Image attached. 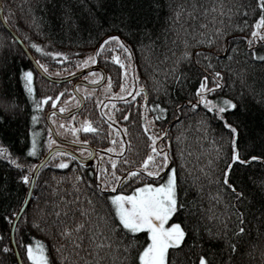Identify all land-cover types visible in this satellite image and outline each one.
<instances>
[{"label": "snow or ice", "instance_id": "6c2138e0", "mask_svg": "<svg viewBox=\"0 0 264 264\" xmlns=\"http://www.w3.org/2000/svg\"><path fill=\"white\" fill-rule=\"evenodd\" d=\"M57 2L61 31L94 28L100 36L75 68L96 64L101 56L118 65V98L129 111L109 101L111 114L101 111L109 129L104 136L86 117L74 124L70 112L67 125H57L64 131L49 128L38 145L28 123L38 121L47 103L45 118L57 124L53 117L66 112L79 85L66 89L73 95L57 109L64 91L37 96L34 70L9 61L17 37L9 31L0 39V50H7L0 75L23 88L20 98H0V128L21 115L28 121L26 134L18 136L19 154L0 143V162L9 173L7 182L0 180V221L6 225L0 229V264H264V179L250 184L245 177L253 164L264 166V0H79L82 19L71 0ZM14 15L0 0V21L7 25ZM31 47L44 52L34 41ZM137 52L157 79L159 102L149 103L135 72ZM46 55L70 58L57 50ZM34 63L52 75L46 63ZM103 79L98 74L92 83ZM74 102L78 108L82 100ZM132 106L140 115L142 147L129 131ZM81 131L97 134L107 146L97 151L79 138ZM65 133L79 156L56 146L61 141L54 136ZM40 147L47 149V160L32 163L28 158L37 157ZM88 158L96 167L86 166ZM41 167L70 171L44 180L47 195H41Z\"/></svg>", "mask_w": 264, "mask_h": 264}, {"label": "trees", "instance_id": "16d2710c", "mask_svg": "<svg viewBox=\"0 0 264 264\" xmlns=\"http://www.w3.org/2000/svg\"><path fill=\"white\" fill-rule=\"evenodd\" d=\"M95 2V0H93ZM4 9H7L9 6L13 7V12L15 15L9 19L8 25L10 28L17 34L24 45L27 46L28 50H30L31 54L34 56L35 60H40L43 63L48 65V72L52 73L50 77L63 78L64 76H68L64 72V68L67 69L68 73L73 74L75 71L79 70L75 68L76 62L81 59L83 56L90 54L97 46L98 40L100 39L97 31L93 29H87L84 31H76L75 29L65 28L63 31L60 30V19L59 13L62 7V3H58L57 0H2ZM71 3L75 5L74 11H76L77 15L82 19L84 16V12L79 10V0H71ZM44 4L43 8L38 7V5ZM29 5H31L32 13L35 17V22L30 20V10ZM23 9V12H21ZM39 25V27H37ZM45 34L43 36L40 35L41 32ZM9 32L5 29L3 24L0 22V39L4 37H8ZM28 37L29 39H24V37ZM51 40L52 44L49 45L48 41ZM36 42L41 44L44 47V52H37L35 49L31 47V42ZM243 47V45L241 46ZM22 48L20 45L16 44L15 50L9 54L10 63L15 64L16 66L31 68L34 70V86L36 89L37 96H54L55 93L64 91V95L61 97V100L57 101V109L60 105H63V102L67 100L69 95H73L66 91V89L72 88V83L74 80H67L63 82H51L40 76L34 67L28 61L26 55L23 57L20 55ZM52 50L62 51L70 54V58L68 61H63L62 57L56 58L54 61L50 56L46 55L47 52ZM7 50H0V61L3 60L5 52ZM24 53V52H23ZM14 57V60H13ZM57 61H61V63H57ZM97 63L102 67L106 74L105 81L96 88L87 87L84 85H80V88L87 87L90 88L91 92L89 96H85V92H80V94L84 97V101L82 104V108L75 112V120L74 124L79 125V123L83 120V118H88L89 120L94 122V126L101 127L103 132L99 133L100 136H104L108 131V127L106 123H102L101 121V111H107L111 114V109L113 107V103H109V101L114 102L115 107L122 111H129V105L124 104L119 98L113 97L111 94H120V68L118 65L114 64L112 61H105L103 57L97 59ZM134 68L136 74L139 75V81L147 90L149 103H151L154 99L159 102L158 97L162 96L163 93L157 94L153 91V89L157 86V79L154 78L152 74V68L149 64H147L141 58V54L139 52L136 53L134 58ZM58 69L60 70V74L56 75ZM100 73V72H99ZM162 75V73L160 74ZM259 75V70H258ZM111 78L112 86L107 95L103 97L101 90L102 87L108 85V79ZM127 82L129 86H133V80L131 75L128 76ZM80 90V89H79ZM5 93L8 95H15L20 98L23 96V88L20 83H18L15 79H5L2 75H0V98H3ZM111 93V94H110ZM77 98L73 96V100ZM78 99V98H77ZM124 99H128V97H124ZM23 103V99L20 100ZM97 104L100 105V108H97ZM107 105V107H105ZM76 106L73 105L69 107L67 110L72 109ZM51 105L45 104L44 108L39 110L38 116L39 119L37 122L28 123L24 116H20L18 119L13 118V120L7 125L5 128H0V143H3L5 146L9 147V150L14 154H19L22 141L18 139V136H23L26 134L25 124L28 123V127L33 131L37 132V141L38 145H43L44 140L48 138V130L49 126L47 121L44 118V114L50 110ZM66 110V111H67ZM27 111L29 115L31 114V107L29 105ZM147 113L146 119L151 113L148 112L147 109L144 110ZM2 114V113H0ZM115 117L119 120L120 111L115 112ZM56 121H68L72 119L71 116L60 118L58 116L53 117ZM130 120L135 121L134 124H130L129 131L133 135V143H140V146H143V135L140 132L139 124H140V115L135 106L131 107V115ZM52 124V122L50 121ZM119 123H124V121H119ZM54 130H57L56 125L52 124ZM176 134V130L172 129V135ZM97 134H85L84 132L79 133L80 139H89L90 145L99 151L102 147H106L107 144L104 140H98L96 138ZM62 140H70L68 135L58 136ZM257 151H259V142L257 141ZM252 141H249V146L251 147ZM72 149L76 152L75 148ZM47 149L44 147L39 148V155L37 157H29L28 159L32 163H36L44 154ZM78 153V152H76ZM80 155V153H78ZM86 166L88 168L96 167V160L91 158L86 162ZM70 171V169H55L50 167H41L39 169L38 180L36 185V192H39L41 195H47L44 192V180H49L51 182V177L56 176L57 178L61 175L66 174V172ZM245 177H251L249 183L251 184L253 181L259 182V180L264 179V166L259 163L253 164L252 167L245 173ZM9 178V173L6 170V164L4 162H0V180H4L7 182ZM6 225L0 221V229H3ZM37 238H43V234L36 233ZM49 245L51 244L48 241Z\"/></svg>", "mask_w": 264, "mask_h": 264}, {"label": "water", "instance_id": "95a60500", "mask_svg": "<svg viewBox=\"0 0 264 264\" xmlns=\"http://www.w3.org/2000/svg\"><path fill=\"white\" fill-rule=\"evenodd\" d=\"M1 24H3V26L5 27L6 30H8V32L10 31L12 34H14L16 37H17V45H20V47L22 48L23 52H24V55L27 56L28 58V61L30 62V64L34 67V69L37 71V73L40 75V76H43L44 78H46L47 80L49 81H53V82H63V81H67V80H74V83L72 84V88L76 85V84H80V85H86L88 87H92V88H96L97 86H100L106 79V74L104 72V70L97 64L93 65V66H88L87 68H83V69H80V70H77L75 71L73 74L71 75H68V76H64L63 78H56V77H50L48 76L43 70L41 69H38L36 64L34 63L35 61V58L34 56L31 54L30 50H28L27 46L24 45L23 41L21 40V38L15 34V32L10 28V26L7 24H4L2 21H0ZM95 69H99L101 74L103 75V77H105V79H103L102 81H96V83H90V82H87V81H82L80 80L78 77H80L82 74H84V72L86 71H90V70H95ZM76 73H79V74H76ZM78 99L82 100V103L80 104V106L77 108V105L75 106V108H72L70 110H67L65 113H57V116L60 117V118H64L65 117H68V113L70 112H77L78 110H80L82 107V104H83V96H81L79 93H77L75 95ZM49 112V110L44 114V118L46 117V114ZM45 120L47 121V124L49 126V128H51L53 130V132L55 133L56 130H54L52 124L50 123V120H47L45 118ZM54 138L58 139L61 141V143L59 145H56L57 147H60L62 149H67L68 151H72L74 153V155H77L79 156L78 153H76L72 147L75 148V145L72 143V141L70 140H62L60 139L58 136H54ZM92 147V146H91ZM93 148V147H92ZM91 158H88L86 162H88V160H90ZM41 160H47V150L45 151V154L36 162V164H40Z\"/></svg>", "mask_w": 264, "mask_h": 264}, {"label": "rangeland", "instance_id": "374dc122", "mask_svg": "<svg viewBox=\"0 0 264 264\" xmlns=\"http://www.w3.org/2000/svg\"><path fill=\"white\" fill-rule=\"evenodd\" d=\"M89 65H92V64H89ZM88 65V66H89ZM98 74H100L99 73V71H97V70H95V71H88V72H86V73H84V75L82 76V79H84L85 80V76H87L88 77V82H92L93 80H95L96 79V75H98ZM128 87H129V89H131L132 87L131 86H129V84H128ZM91 89L90 88H87V87H83V88H80V92H85V91H87L88 93L89 92H91L90 91ZM102 91H103V93H102V95H103V97H105V94L107 95V92H109L108 90H106V85L104 86V87H102V89H101ZM111 94V93H110ZM114 93H112L111 95L113 96V97H117V99H118V96L119 95H122V93H120L119 95H117V96H114L113 95ZM77 100V98H75L74 100H71V101H68V103H67V105H66V110L69 108V107H72L73 105H75V102L74 101H76ZM61 106V105H60ZM57 122V124H55L56 125V128H57V125L61 122V121H56ZM65 123V125H67V122L65 121L64 122ZM57 130H59V131H64L63 129H57ZM66 135H68V137H70V139L73 141V137H72V135L70 134V133H65V136ZM64 136V135H63Z\"/></svg>", "mask_w": 264, "mask_h": 264}, {"label": "bare ground", "instance_id": "6f19581e", "mask_svg": "<svg viewBox=\"0 0 264 264\" xmlns=\"http://www.w3.org/2000/svg\"><path fill=\"white\" fill-rule=\"evenodd\" d=\"M97 65H99L98 63H96ZM93 65H95V64H92V65H89V66H93ZM100 66V65H99ZM101 67V66H100ZM102 68V67H101ZM81 69H83V68H81ZM80 70V69H79ZM95 70H97V71H99L100 72V70L99 69H95ZM95 70H92V71H95ZM91 71V70H90ZM86 72H88V71H86ZM86 72H84V73H86ZM100 74H101V72H100ZM84 74H82L80 77H78L80 80H82V81H84L85 82V80L84 79H82V76H83ZM74 83V82H73ZM72 83V84H73ZM76 85H79V89H80V84H76ZM75 85V86H76ZM72 86V85H71ZM78 93L80 94V92L78 91ZM81 95V94H80ZM82 96V95H81ZM76 97V96H75ZM83 99H84V97H83Z\"/></svg>", "mask_w": 264, "mask_h": 264}]
</instances>
